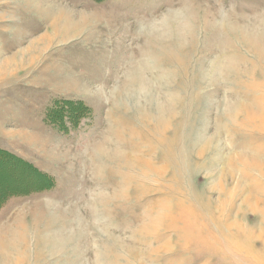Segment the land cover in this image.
Returning a JSON list of instances; mask_svg holds the SVG:
<instances>
[{"label": "rangeland", "instance_id": "obj_1", "mask_svg": "<svg viewBox=\"0 0 264 264\" xmlns=\"http://www.w3.org/2000/svg\"><path fill=\"white\" fill-rule=\"evenodd\" d=\"M263 52L264 0H0V264H264Z\"/></svg>", "mask_w": 264, "mask_h": 264}, {"label": "bare ground", "instance_id": "obj_2", "mask_svg": "<svg viewBox=\"0 0 264 264\" xmlns=\"http://www.w3.org/2000/svg\"><path fill=\"white\" fill-rule=\"evenodd\" d=\"M60 22L62 23H64V24H66V25H68V21H67V19H57L56 20V22L55 23H53L52 25H51V27H50V31H51V33H50V35L49 36H47V37H45V41L46 42H50L51 40H53L54 38H55V36H58V37H61V36H66L67 35V32L69 31L68 29H65L64 27H61V25L62 24H60ZM69 33V32H68ZM63 38V37H62ZM22 55V54H21ZM24 56V54L21 56V59L18 61V64H17V62L15 63V61H14V59H12V60H7V61H5V62H3L2 64H1V67H0V73L2 72V70L4 69V68H7V69H11V68H15L16 69V67H18V66H22L23 65V57ZM262 57L264 56V52L262 53V55H261ZM14 64V65H13ZM4 70H6V69H4ZM244 204L245 205H249V202H250V200L249 199H244ZM250 206L252 207V204H250ZM256 207H257V205L256 206H254V207H252L253 209H255L256 210ZM254 210V211H255ZM237 224H239V223H237Z\"/></svg>", "mask_w": 264, "mask_h": 264}, {"label": "trees", "instance_id": "obj_3", "mask_svg": "<svg viewBox=\"0 0 264 264\" xmlns=\"http://www.w3.org/2000/svg\"><path fill=\"white\" fill-rule=\"evenodd\" d=\"M68 106H70L71 104H67ZM3 152V151H2ZM4 153H6L5 151H4ZM2 153H0V155H1ZM5 156H8L7 154H4L3 155V157H5Z\"/></svg>", "mask_w": 264, "mask_h": 264}]
</instances>
